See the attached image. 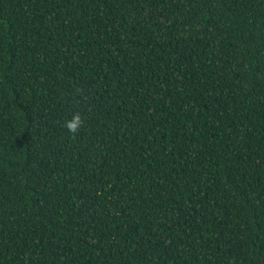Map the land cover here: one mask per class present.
Segmentation results:
<instances>
[{
	"label": "trees",
	"instance_id": "1",
	"mask_svg": "<svg viewBox=\"0 0 264 264\" xmlns=\"http://www.w3.org/2000/svg\"><path fill=\"white\" fill-rule=\"evenodd\" d=\"M0 264H264V0H0Z\"/></svg>",
	"mask_w": 264,
	"mask_h": 264
},
{
	"label": "clouds",
	"instance_id": "2",
	"mask_svg": "<svg viewBox=\"0 0 264 264\" xmlns=\"http://www.w3.org/2000/svg\"><path fill=\"white\" fill-rule=\"evenodd\" d=\"M84 120L82 119L80 112H75L71 119H67L64 122V127H66L75 136L83 127Z\"/></svg>",
	"mask_w": 264,
	"mask_h": 264
}]
</instances>
